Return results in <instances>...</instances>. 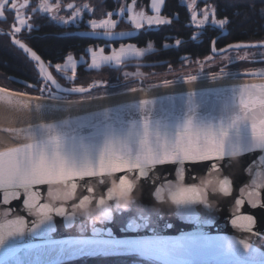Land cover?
I'll list each match as a JSON object with an SVG mask.
<instances>
[{"label":"snow or ice","instance_id":"1","mask_svg":"<svg viewBox=\"0 0 264 264\" xmlns=\"http://www.w3.org/2000/svg\"><path fill=\"white\" fill-rule=\"evenodd\" d=\"M137 0H131V5L121 6L120 13L127 15L135 27L140 30L146 23L147 31L153 26L169 25L170 20L160 15L161 6L165 0H151V8L156 15L146 16L143 11L133 14V6ZM206 2V0H205ZM196 6V0H192L189 8ZM39 11L50 13L54 8H60V4H50L48 0H41L38 5ZM67 8L71 11V21L60 19L64 23L77 22L82 10L88 9L85 4L78 8L73 4H68ZM21 9H30L33 13L37 11L35 6L29 5V0H24L18 5L17 0H0V18H4L6 13L14 16L12 35L21 33L22 28L29 33L34 30L33 25L28 22ZM107 19L99 21L91 19L88 23L93 30V35H102L111 42L114 37L113 29L117 23L111 17L112 12L107 13ZM213 25L224 28L229 23L228 20L215 18V9L211 10ZM56 19V17H52ZM210 19L209 11L206 9L203 18L197 21V15L193 12L191 20L197 27H202ZM97 29H102V33H97ZM121 37L126 33H119ZM195 39V38H193ZM15 45L23 51L31 61L37 72V82L41 85L38 90L41 93L33 97L36 101L45 99L55 101L60 98L52 93V89L61 90V85L49 68H53L57 74H63L62 79L69 82L75 80L77 76V59L69 54L63 64L46 63L40 55L32 48L26 46L20 38L13 40ZM176 45L181 41L177 39ZM215 44V41H213ZM168 44L163 48L167 49ZM244 49H255V56L260 63H264V45H228L226 50L240 51ZM153 48V42H147V49ZM145 49L135 44L120 46L119 49L113 48L110 55H105L103 47L99 50L88 48L79 60L82 64L87 62L85 56H90V64L87 69H100L102 65H115L117 68L125 64L132 57H142ZM213 53L216 49H212ZM228 59L227 56L224 57ZM247 59V57H241ZM71 76H68V70ZM223 74V67L220 69ZM251 75L264 77V68ZM128 75L127 73L125 74ZM139 75V74H137ZM233 75L239 76L238 73ZM216 77H213L215 79ZM188 82L197 80V76H189ZM172 81H165V85ZM28 86V85H26ZM70 93L84 94L89 92L85 87L64 88ZM5 89L0 88V92ZM131 92L137 91L130 88ZM225 91V90H220ZM230 93L228 104L225 107V114L220 117L218 125L211 123L208 119L200 117L196 113L193 103L195 93H189L187 97V110L181 109L171 123H162L161 120L153 117L151 110H145L147 105H155L154 100L140 101L139 104H130L125 107L112 109L107 108L103 111L91 113L86 116L78 117L75 120H63L59 124L37 125L27 130V139L31 142L24 143L16 147H9L0 151V194H2V205H9L12 201L22 200L23 207L29 212L33 209L38 210V214L51 220V213L63 217L71 227L74 216H67L65 209L53 208L49 204L41 203V193L39 186L47 185L49 196L54 199L57 195L52 192V186L63 184L70 187L71 195H75L77 190V180L85 178H100L99 183H104V177H112L119 188L125 193H132L135 187L134 181H148L155 176L158 166H175L177 179L183 180L185 166L209 162L207 168L213 171H221V162L225 158L233 156H243L245 153H255L259 151L264 154V84L239 85L227 90ZM47 93V96L44 94ZM15 95H21L15 93ZM101 97L91 94L84 97L85 101L99 100ZM165 99L173 102L183 101V97H166ZM65 104L79 103L65 99ZM43 103L35 105L34 111L37 112ZM113 112L116 113L113 118ZM140 118H134L136 114ZM241 129L245 135H241ZM264 163V155L259 157ZM194 178V177H193ZM171 184V182H169ZM233 184L225 176L219 180V192L225 197L231 195ZM253 192H249L250 197L258 195L256 192V182L253 181ZM264 187V185H261ZM94 187H87L86 192L94 193ZM162 189H155L157 198ZM107 201H113L110 189L106 190ZM171 198L178 207L188 209L194 204H203L205 208L210 205L204 200L197 188L193 186L179 188L176 187L171 192ZM237 210L244 206L243 196L233 197ZM107 201L101 198L97 207L103 218L110 220L112 211ZM92 197L84 195L79 201L78 207L85 203H91ZM251 208H264V204L257 199H250L248 202ZM7 212L5 215L7 216ZM136 220L128 224L126 230H136L139 228H153L151 238L137 239H115L111 231L101 233V230L93 227V238H80L68 240H49L48 246L56 249L60 255H110L119 253H137L141 257L160 261L161 264H192V261L184 257L193 254L204 247H211L213 241L203 233H192L188 236H181L176 239H169L155 234V226L158 217L153 219L145 215L142 211ZM201 221L197 218V223ZM256 219L251 214L237 215L231 219L233 227L243 228L246 232H253L256 226ZM24 219L17 218L9 220L0 225V246H4L6 237L22 236ZM49 231L51 228L48 229ZM83 230V228H82ZM107 235L109 238H102ZM40 247V246H37ZM245 248L248 245H244ZM230 264V262H225Z\"/></svg>","mask_w":264,"mask_h":264},{"label":"water","instance_id":"2","mask_svg":"<svg viewBox=\"0 0 264 264\" xmlns=\"http://www.w3.org/2000/svg\"><path fill=\"white\" fill-rule=\"evenodd\" d=\"M166 2L161 6L160 15L163 14ZM150 14L156 15L151 8V0L148 3ZM102 33V31H96ZM221 36L227 33L222 29ZM113 40L107 43H125L131 41L138 35L137 30L115 31ZM119 33L127 35L121 37ZM81 38L94 41L105 42L107 38L102 35H93V31H79L73 33ZM217 38L213 41L216 42ZM264 45V41L237 42L228 45ZM228 45L216 48L212 42L211 54L220 56L234 50H226ZM28 46V45H26ZM30 47V46H28ZM31 48V47H30ZM216 52L213 53L212 49ZM241 50H244L242 47ZM189 56H182L180 61L187 60ZM165 62H130L125 63L121 68L126 67H154L163 65ZM255 63H260L255 60ZM256 70L241 72H224L216 75L198 78L188 82L187 79L172 82L169 85L160 84L147 87H139L137 91L130 90L101 97L99 100L85 101L79 103L65 104L63 100L51 101L45 99L36 101L35 95L10 90L4 87V92H0V151L9 147H16L24 143L31 142L26 137L27 130L37 125L59 124L63 120H75L78 117L86 116L94 112L103 111L107 108L117 109L130 104H139L140 101L154 100L155 105H147L145 110H151L154 118L161 120L162 123H171L181 109L187 110V97L189 93H195L193 103L198 116L208 119L211 123L218 125L220 117L225 114V107L228 104L230 93L228 89L239 85L264 84V77L251 75ZM50 71V69H48ZM238 73L239 76L233 75ZM213 77H216L213 79ZM55 78V77H54ZM18 84L26 88L37 89L36 85L22 80H16ZM58 81V80H57ZM58 83H60L58 81ZM139 84H141L139 82ZM28 85V86H26ZM61 85V90H54L56 93L65 96H82L91 92L80 94L70 93L62 89L69 88ZM225 90V91H220ZM20 93L21 95H15ZM166 97H183V101L176 100L175 107L173 102L165 99ZM43 103L39 111L35 112V105ZM116 113L113 112V118ZM140 118L137 113L134 117ZM241 135H245L241 129ZM264 155L259 151L255 153H245L243 156H233L225 158L221 162L222 170L217 172L207 168L209 162L196 165L185 166L184 179H177L175 166H158L153 179L148 181L136 180L132 193L123 192L112 177H104V183L100 184V178H85L77 180V190L75 195H71L70 187L63 184L52 186V192L57 198L49 196L47 185L39 186L41 193V203L49 204L53 208L60 207L65 209L67 216H74L71 227L63 218L51 213V220L38 214V210L30 212L22 205V200L12 201L5 206L0 203V225L9 220L22 218L25 221L22 236L6 237L4 246H0V264H61L71 262L83 257L95 256H117V255H137V253H119L110 255H60L56 249L48 246L49 240H68L80 238H93V227L101 230V233L111 231L115 239H137L151 238L154 234L153 228H139L136 230H126L129 223L136 221V217L142 211L150 218H157L155 234L176 239L181 236H188L192 233H203L211 237L213 245L204 247L193 254L184 257L192 261V264H264V208H251L248 203L250 199H257L264 204V163L259 157ZM225 176L232 181L233 187L231 195L225 197L219 192V180ZM194 177V178H193ZM253 181L258 186V195L250 197L249 192H253ZM171 182V184H169ZM94 187V193H87V187ZM193 186L198 189L204 200L210 205L205 208L203 204H194L188 209L178 207L173 203L171 192L176 187L185 188ZM160 188L159 198L155 195V189ZM110 189L113 201H107L106 190ZM84 195L92 197L91 203H85L78 207L79 201ZM245 201L244 206L237 210L233 197ZM104 198L112 211L110 220L102 217L98 201ZM2 200V194H0ZM7 212V216L5 215ZM251 214L257 223L253 232H246L243 228L233 227L231 219L237 215ZM197 218L201 221L197 223ZM51 228L49 231L48 229ZM83 228V230H82ZM102 238L108 239L107 235ZM244 245H248L247 248ZM40 246V247H37ZM141 257V256H139ZM161 263L160 261L141 257Z\"/></svg>","mask_w":264,"mask_h":264},{"label":"trees","instance_id":"3","mask_svg":"<svg viewBox=\"0 0 264 264\" xmlns=\"http://www.w3.org/2000/svg\"><path fill=\"white\" fill-rule=\"evenodd\" d=\"M94 7L87 18L106 15L107 12L116 9L122 0H85ZM128 1V0H127ZM147 3L148 0H140ZM205 2V1H204ZM200 3H203L202 1ZM204 4V3H203ZM205 6L215 9L217 19L228 20L229 23L224 28L207 25L205 27H195L191 24V15L188 6L182 0H167L165 12L167 19L171 21L169 25H163L141 31L139 37L133 41L140 47L147 46V42H153V48L145 58L136 61H152L168 63L154 67H144L146 71H160L167 67H178L184 61H180L182 56H189L188 60H202L211 54V43L217 38L215 46L222 48L231 43L264 41V0H206ZM14 16L6 13V19H0V27L13 31ZM30 23L34 30L26 33V43L37 52L41 58L52 64L63 63L70 53L79 57L86 52L89 46L104 45L100 41L78 38L75 36H64L73 29L61 26L52 22L47 16H31ZM121 29H129V24L120 22ZM222 29L227 33L221 36ZM25 33V32H22ZM21 34V33H20ZM17 36V35H15ZM13 35H8L5 31H0V77L5 85L2 87L18 91L23 89L15 82L7 79L8 76L27 78L38 83L34 62L31 61L21 49L13 43ZM195 38V39H193ZM179 39L180 45L175 41ZM127 43V42H126ZM168 44L167 49L163 48ZM118 46V43H114ZM249 51V50H248ZM235 51H230V53ZM186 61V60H185ZM132 68V67H128ZM121 68L102 67L97 70L86 69V65H81L77 69V76L74 85L82 87L92 81V78L103 82H114L120 87L119 81L123 78ZM39 84V83H38ZM40 85V84H39ZM24 91L26 89H23ZM33 93V92H32ZM61 264H161L156 261L143 259L137 255H117V256H95L83 257L71 262Z\"/></svg>","mask_w":264,"mask_h":264},{"label":"rangeland","instance_id":"4","mask_svg":"<svg viewBox=\"0 0 264 264\" xmlns=\"http://www.w3.org/2000/svg\"><path fill=\"white\" fill-rule=\"evenodd\" d=\"M182 1L188 6V8H189V5L192 3V0H182ZM201 1L205 4V2H204L205 0H196V6L194 8H189L190 15L192 16L193 12H195V14L197 15V21H199L203 18V13L207 9L209 11L210 19L208 22H206L203 25V27H205L207 25L219 27L218 25H213L211 23L212 7L205 6L203 3H200ZM48 2H49V0H48ZM82 5H83V3H80L78 6L81 8ZM128 5H131V1L127 2L126 0H122L120 7L118 9H114L113 11H109V12L113 13V16L111 18L113 20H115L117 23V27L115 29H113V31L117 30L119 27L121 28L120 22L123 20H124V22L129 24L130 28L135 29V27L132 25L129 17L127 15L120 13L121 6H128ZM37 9L39 10V8H37ZM71 11L72 10H69V12L64 11L62 6H60V8H54V10L51 12V18L55 16L56 19H53V20H55L59 24L66 25V23H64L60 19V17H63L64 20L71 21ZM139 11H143L146 16H154V15L148 13V11L145 10L143 7L141 8L140 6L135 4L133 6V14L136 12H139ZM109 12H107V13H109ZM107 13H106V15L95 17L93 19H95L97 21H99L100 19H107L108 18ZM82 16L83 15L80 13V16L77 17V22L80 19H82ZM162 17L167 19L165 16H162ZM26 18H28V17H26ZM215 18L217 19L216 16H215ZM90 20L91 19H86V25L88 26V28L90 30H92L90 27V24L88 23ZM217 20H219V19H217ZM77 22L67 23L66 26L75 25V24H77ZM191 24L193 26L197 27L196 24L192 22V20H191ZM158 27H160V26H158ZM152 28H157V26H153ZM198 28H201V27H198ZM145 29H148V25L146 23L144 24V27L141 28L140 30H137V29H135V30L143 31ZM96 31H103V30L97 29ZM128 44H135V43H131V42L120 43L118 46L109 45V46H107V49L105 46H97V47L89 46L88 48H93L94 50H99V48L103 47L105 49V55H110L111 50L113 48L118 50L120 46H122V45L127 46ZM138 47H140V46H138ZM140 48L145 49L144 55L142 57H132L128 61L141 60V59L145 58V56L147 54H149L152 50V49L148 50L147 46L140 47ZM70 54L73 55L74 59H77V69L81 65H86V69H87V64H90V62H91L90 56H85L84 60L87 63L82 64L79 60V57L81 55L79 57H76L74 54H72V53H70ZM225 56H227L228 59H225L224 58ZM245 56L247 57V59H241V57H245ZM252 60L254 61V63L252 62ZM255 60H257V58L255 56V49H244V50L235 51L232 53L227 52L223 55L215 56V57L208 56L202 60H196V61H194V60L193 61H190V60L185 61L184 60L183 64L178 66V67H174V66L167 67V68H164L165 70L162 69V70L157 71V72L156 71H153V72L146 71V70H143L142 67L121 68V66L123 65L122 64L118 68H121V70L123 71L122 74H123V78L125 79V81L124 80L119 81V83L121 85L120 87H117V84L114 82H106L105 83L103 81H100L97 79L94 80V78H92L91 82H89L85 86H82V87L92 88V91L90 93L82 95V96H75V97H69V98L61 97V96H58V97L60 98L59 100L67 99L70 101H79V100H84V97L89 95V94H91L93 96L104 97V96H109L112 94H117V93H122V92L128 91V90H130V88H133V87L137 89L139 87H147V86L165 84V81H172V82L181 81L183 79H187L189 76H197L198 78L210 77V76L216 75L218 73H221L220 69L222 67L224 69V72L248 71V69L253 68V67H259L257 69L264 68V63H255ZM64 61H66V58ZM63 63H61V64H63ZM102 67L117 68V66H115V65H111V66L102 65ZM129 67H131V66H129ZM89 70H97V69H89ZM252 70H256V69H252ZM126 73L128 74L127 76L125 75ZM67 74H68V76H71V70L70 69L68 70ZM137 74H139V75H137ZM139 82L141 84H139ZM0 85H5L4 81L2 80V77H0ZM63 101H65V100H63Z\"/></svg>","mask_w":264,"mask_h":264},{"label":"flooded vegetation","instance_id":"5","mask_svg":"<svg viewBox=\"0 0 264 264\" xmlns=\"http://www.w3.org/2000/svg\"><path fill=\"white\" fill-rule=\"evenodd\" d=\"M104 1V0H103ZM113 1V0H112ZM117 1V0H116ZM119 1V0H118ZM127 1V0H126ZM131 1V0H130ZM129 0L127 1V2H130ZM17 2H18V5L19 4H21V3H23L24 2V0H17ZM40 2H41V0H29V5L30 6H35L36 8H38V5L40 4ZM49 3L50 4H56V3H59L60 4V6H62V8H63V10L64 11H66V12H69V10L70 9H68L67 8V5L68 4H73L74 6H76V7H79L78 5L80 4V3H83V5H85V4H87L88 5V9H86V10H82L81 11V14L83 15L82 16V19H80L78 22H77V24H75V25H69V26H66V25H63V24H60L61 26H64V27H68V28H71V29H73V30H71V31H68V32H66L65 34H64V36H75V35H71V34H73V33H76V32H79V31H92V30H90L89 28H88V26L86 25V19H88L87 18V16H88V14L91 12V11H93V9H94V7L93 6H91L90 4H89V2H87V1H85V0H49ZM148 3H149V0L147 1V3L146 2H144V1H140V0H137V2H136V4L138 5V6H140L141 8L143 7L145 10H147L148 11V13H150L149 12V10H148ZM82 5V6H83ZM120 6L118 5L117 6V8L116 9H118ZM80 8V7H79ZM82 8V7H81ZM166 9V8H165ZM165 9H164V12H163V14H162V16H165L166 18H167V14H166V12H165ZM114 10V9H113ZM112 10V11H113ZM21 12L22 13H24V15L26 16V17H30L31 18V16H39V15H44V16H47L48 17V19H50L52 22H54V23H57V24H59L58 22H56L55 20H53L52 18H51V12L50 13H45V12H40L38 9H37V11L35 12V13H33L30 9H21ZM5 19H6V15H5V17H4ZM4 18H0L1 20H3ZM28 22L30 23V19L28 20ZM33 28H34V26H33ZM5 31L8 35H12L11 33H12V31H10V30H5L4 28H2V27H0V31ZM123 30H135V29H133V28H129V29H121L120 27L117 29V30H114L113 32H115V31H123ZM22 32H25V33H22ZM26 33H28V31H26V30H24L23 28H22V31H21V34L19 33V34H16L17 36H15L14 37V39H16V38H20L21 39V41L23 42V43H25L26 45H28L27 43H26V36H25V34ZM140 33H141V31H138V35L134 38V39H137L138 37H139V35H140ZM75 37H78V36H75ZM78 38H81V37H78ZM13 39V40H14ZM85 39H87V38H85ZM134 39H132L131 41H133ZM103 43H105V42H103ZM126 43V42H125ZM114 43H105L104 45H96V46H94V45H92V46H94V47H97V46H105L106 47V49H107V46H109V45H113ZM120 43H118V45H119ZM29 46V45H28ZM17 47H18V45H17ZM210 47H212V43H211V46ZM19 48V47H18ZM217 48V47H216ZM188 60V59H187ZM251 60V59H250ZM46 62V61H45ZM137 62H146V61H137ZM149 62H152V61H149ZM162 62H165L164 64H166V63H168L169 61H162ZM252 62L254 63V61L252 60ZM46 63H48V62H46ZM134 63V62H133ZM163 64V65H164ZM53 65H55V64H53ZM258 66V65H257ZM143 68V67H142ZM249 68V67H248ZM257 68H259V67H253V68H250V69H248V70H252V69H257ZM50 69V71L53 73V75H54V77L62 84V85H64V86H66V87H69V88H71V87H77V86H75L74 85V82L72 81V82H69V81H67L66 79H62L61 77H62V75L63 74H57L56 72H55V70H54V67L53 68H49ZM11 78L12 79H16V80H22V81H25V82H29V83H31V84H33V85H36L37 86V89H35V90H33V89H30V88H26V87H24L23 85H21V84H18L16 81H13V80H11ZM7 79L9 80V81H11V82H15V83H17L18 85H20V87H23V89H26L25 91L22 89V90H20V92H22V93H25V94H30V95H35V96H37V95H40L41 93L39 92V88L40 87H42L43 85H39L38 83H35V82H32V81H30L29 79H27V78H20V77H12V76H8L7 77ZM2 87V86H1ZM5 88V87H4ZM85 88H90V87H85ZM8 89V88H7ZM91 91H92V88H91ZM33 92V93H32ZM52 93L54 94V95H56V96H61V97H66V98H69V97H75V96H65V95H61V94H58V93H56L54 90H52ZM45 96H47V93H45L44 94ZM63 100H65V99H63Z\"/></svg>","mask_w":264,"mask_h":264}]
</instances>
